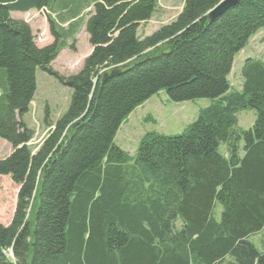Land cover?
I'll use <instances>...</instances> for the list:
<instances>
[{
	"label": "trees",
	"instance_id": "16d2710c",
	"mask_svg": "<svg viewBox=\"0 0 264 264\" xmlns=\"http://www.w3.org/2000/svg\"><path fill=\"white\" fill-rule=\"evenodd\" d=\"M157 1L0 0V139L11 146L0 175L18 186L0 223V264H264L249 241L264 229V58L243 61L238 89L228 80L235 54L264 28V0H239L212 21L220 0H183L175 20L141 38ZM42 9L52 42L38 47L10 14ZM81 24L91 51L64 78L49 65ZM37 68L71 95L54 123L44 117L52 129L34 151L24 116ZM161 90L210 103L179 134L144 133L130 155L116 134ZM241 109L255 111L245 130Z\"/></svg>",
	"mask_w": 264,
	"mask_h": 264
},
{
	"label": "rangeland",
	"instance_id": "374dc122",
	"mask_svg": "<svg viewBox=\"0 0 264 264\" xmlns=\"http://www.w3.org/2000/svg\"><path fill=\"white\" fill-rule=\"evenodd\" d=\"M183 0H158L157 7L152 17L139 24L137 34L139 37L150 35L160 26L175 20L184 6ZM90 8L81 11L82 17H86ZM50 11L30 10L28 12H13L11 17L26 22L34 36V42L38 47H43L52 42L46 21V15ZM52 18L57 14L52 13ZM63 29L68 28V23H60ZM65 47L60 50L57 57L50 63V68L64 78L76 74L82 67L83 60L91 51L85 26L79 25L72 38H67ZM249 57L264 58V28L258 30L248 41L247 45L235 54L233 66L228 75L232 88L238 89L241 84L240 68L243 61ZM37 87L30 111L24 117L29 128L33 129L34 135L29 142L32 149L42 142L52 127L45 123H54L67 109L71 91L63 83L53 76L37 68L35 72ZM210 103L209 99L199 98L188 101L173 102L169 100L165 91L161 90L147 99L143 104L135 108L121 124L115 144L130 155H133L142 135L149 131H156L166 135H176L182 132L186 125L193 122L199 108ZM47 110V113L46 111ZM149 117V118H148ZM237 126L248 129L255 120L253 109H241L236 113ZM242 150V142H240ZM225 145L221 144L219 150L225 151ZM11 152L10 144L0 139V159ZM18 186L14 184L8 175H0V223H9L15 203ZM221 206L215 203L213 217L219 220ZM249 241L259 252L264 251V229L249 236ZM232 258L227 256L221 264H228Z\"/></svg>",
	"mask_w": 264,
	"mask_h": 264
},
{
	"label": "water",
	"instance_id": "95a60500",
	"mask_svg": "<svg viewBox=\"0 0 264 264\" xmlns=\"http://www.w3.org/2000/svg\"><path fill=\"white\" fill-rule=\"evenodd\" d=\"M239 0H220L214 7H212L207 13L206 17L209 21L214 20L216 17L225 12L228 8L234 6Z\"/></svg>",
	"mask_w": 264,
	"mask_h": 264
},
{
	"label": "crops",
	"instance_id": "0c3cea01",
	"mask_svg": "<svg viewBox=\"0 0 264 264\" xmlns=\"http://www.w3.org/2000/svg\"><path fill=\"white\" fill-rule=\"evenodd\" d=\"M13 13V12H12Z\"/></svg>",
	"mask_w": 264,
	"mask_h": 264
}]
</instances>
